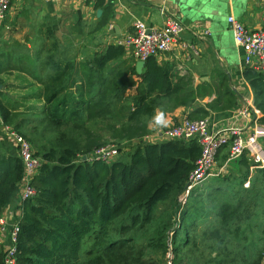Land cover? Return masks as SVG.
I'll return each mask as SVG.
<instances>
[{
    "label": "trees",
    "instance_id": "16d2710c",
    "mask_svg": "<svg viewBox=\"0 0 264 264\" xmlns=\"http://www.w3.org/2000/svg\"><path fill=\"white\" fill-rule=\"evenodd\" d=\"M52 27L34 44L33 56L18 58L23 63L13 68L34 80L17 87L28 92L20 99L22 104L11 102L0 90L4 124L22 135L42 160L33 181L37 194L23 205L18 223L17 264H150V253L165 248V232L172 228L176 210L168 204H177V196L185 191L201 156L199 143L139 144L126 159L119 157L111 164L83 157L112 141L121 145L142 139L150 133L148 122L157 108L171 113L184 107L191 120L208 118L210 112L199 101L213 90L208 84L196 91L189 88V82L176 80L155 58L139 75L135 60L125 58L124 47L103 45L104 20L88 26L78 16L66 27L75 36L71 40L78 41L71 55L61 52L62 43ZM6 71L0 65V85ZM244 79L254 91L259 123L264 125V74L248 67ZM232 97L227 90L209 108H231ZM227 149L217 158L222 165L229 158ZM237 161L242 177L222 178L219 173L216 180L203 182V186L210 180L214 183L206 196L198 195L199 205L205 198L210 209L203 205L186 209L182 227L174 233L175 243H190L188 229L203 220L206 210L218 217L221 228L215 227L212 237L220 241L221 230L233 227L235 237L246 241L251 231L264 235V221L253 228L247 223L254 209L264 216V168L252 172L254 163L246 154ZM23 176L19 156L0 154V218ZM248 179L251 188L244 189ZM246 247L245 257H252L248 264H262L264 252L255 250L253 243ZM0 264H4L1 246Z\"/></svg>",
    "mask_w": 264,
    "mask_h": 264
},
{
    "label": "crops",
    "instance_id": "0c3cea01",
    "mask_svg": "<svg viewBox=\"0 0 264 264\" xmlns=\"http://www.w3.org/2000/svg\"><path fill=\"white\" fill-rule=\"evenodd\" d=\"M78 16L88 26H95L104 20L105 27L101 33L104 46L133 34L137 22L162 28L169 18L178 19L185 28L181 42L195 50L183 49L178 43L172 52L155 58L158 65L169 68L176 80L181 78L185 83L189 82L188 87L195 91L205 84L211 87L213 94L200 100L199 106L210 112L207 119L214 127L233 125L237 112L248 104H253L257 110L254 91L244 79V71L248 68L244 52L235 44L228 17L234 16L250 31L260 30L264 27V0H12L10 13L4 21H0V65L7 70L2 76L4 84L0 85V90L6 98L8 90L22 94L17 99L23 98L27 90L17 87L34 82L27 73L13 70L23 63L18 58L33 56L34 44L39 42L38 38L48 30L49 25L55 24L58 29L64 17L69 19L68 27ZM110 26L112 31H109ZM129 57L132 58L126 53L125 58ZM135 67L137 70L136 63ZM144 68L137 70L139 75ZM227 90L231 91V100H234L231 108L220 105L217 109H210L209 105L223 97ZM189 113L190 110L184 107L166 113L169 120L167 127L181 122ZM237 120V124H243L242 119ZM162 129L149 131L154 133ZM0 154L18 156V148L6 137L1 122ZM21 210L23 203L17 192L2 217L11 223L18 221ZM6 238L0 234L2 249L7 244Z\"/></svg>",
    "mask_w": 264,
    "mask_h": 264
},
{
    "label": "built area",
    "instance_id": "2783aa9c",
    "mask_svg": "<svg viewBox=\"0 0 264 264\" xmlns=\"http://www.w3.org/2000/svg\"><path fill=\"white\" fill-rule=\"evenodd\" d=\"M96 1V0H95ZM12 0H0V21H4L11 11ZM228 25L234 34L235 44L244 52L245 65L264 74V27L257 31L248 30L243 23L234 16L228 17ZM135 32L115 41V45L124 47L135 63H146L151 58L170 53L180 43L183 49H192L181 42V35L185 28L176 18H169L162 28L150 27L146 23L137 22ZM113 27H109L112 31ZM260 111L248 104L237 112V119L243 124L226 127H214L206 119L191 120L188 117L181 122L174 123L167 128L154 133H148L142 139L133 140L138 144H159L163 142H192L197 141L201 147V156L196 162L185 191L182 202L195 191L204 181L214 176L217 158L220 152L228 148L230 162L240 159L244 154L254 163L251 171L264 168V125L259 123ZM0 122L6 137L18 148V156L24 166V176L19 185L18 198L23 205L33 200L37 194L33 181L42 166V160L36 156L31 144L12 127L3 123L0 113ZM124 148L122 145H108L95 150L83 157L88 162H104L111 164L121 157ZM250 184V183H249ZM248 184V185H249ZM21 210V216H22ZM9 222L5 217L0 218V234L7 236L4 248V264H17L18 223Z\"/></svg>",
    "mask_w": 264,
    "mask_h": 264
},
{
    "label": "rangeland",
    "instance_id": "374dc122",
    "mask_svg": "<svg viewBox=\"0 0 264 264\" xmlns=\"http://www.w3.org/2000/svg\"><path fill=\"white\" fill-rule=\"evenodd\" d=\"M68 20V18L63 17L58 24V29L55 24L52 25V28L54 31L57 30V37L62 43L61 52L66 53L67 55H71L76 52V45L78 44V41H72V37L75 36L73 34L70 35V33L66 31V25L69 23ZM127 59L132 58L129 57ZM18 95L22 94L12 93L10 92V90H8L7 99L11 102H18L22 104L20 99L16 98ZM183 118H186V116ZM131 142L132 141L121 143L122 147L124 148L121 158L126 159V156L131 154L136 146L139 145L136 142ZM113 144L118 145V143L112 141L110 145ZM261 146L264 148V141L261 142ZM226 152L228 153L229 149H227ZM221 163V160L217 161L214 176L210 177V179L216 180V178L220 175L222 178L229 177V175H234L237 178L242 177V174H240L239 172L240 169L237 160L224 165H222ZM219 173L220 175H218ZM253 176H255L254 173L251 174L250 180ZM234 178L235 177H233V179ZM250 180H247L244 185V189L251 188ZM213 184L214 183H212V181L210 180L208 181V183L206 182L204 186H199L194 191V193H191L190 197L186 199V203H183L181 201L183 194L182 193L177 196V204H168V207L171 208L172 211L174 210V208L176 209L175 214H173L172 216L173 220L170 222L172 228L165 232V248L162 250L158 249L150 253L149 258H152L150 264H248V261L252 258L248 256L245 257L247 253L246 246L249 245V243H253V248H255V250L260 248V252H264V239H258L264 238V235L260 234L258 231H251L252 236L249 241L244 240L242 236L235 237V227L227 232H225L224 229L221 230L222 235H224L223 241H220L216 237H212L213 229L215 227L221 228V224L218 222V217L215 215V213H212L208 210L204 212L203 220L201 219L200 221L195 222V224L188 229V232H190V243L187 245H184L183 241L181 242V244H177L179 241L175 243L174 233L176 229L182 227L183 213L186 209H189L191 206L195 209L196 207H201L202 205L205 209H210V204L205 200V198L202 199V205H199L198 195L204 192V195L206 196L207 187ZM234 190L238 191L237 189H233L232 191ZM232 194L235 198V193L232 192ZM161 209H163V207H161ZM254 210L256 212H254ZM254 210V215L252 214L253 218L251 217V220L247 222L248 225L252 228L255 226V223L259 222V225H261L264 221V216L261 215V210ZM160 213L161 210L158 211V214ZM258 230L260 231V229ZM181 237H184V234ZM254 238H256L258 242H252ZM260 252L258 253L260 254ZM262 264H264V258Z\"/></svg>",
    "mask_w": 264,
    "mask_h": 264
},
{
    "label": "clouds",
    "instance_id": "9594fccd",
    "mask_svg": "<svg viewBox=\"0 0 264 264\" xmlns=\"http://www.w3.org/2000/svg\"><path fill=\"white\" fill-rule=\"evenodd\" d=\"M168 123L169 120L167 114L163 110L157 108L154 110V113L148 122V128L149 130L161 129L167 127Z\"/></svg>",
    "mask_w": 264,
    "mask_h": 264
},
{
    "label": "water",
    "instance_id": "95a60500",
    "mask_svg": "<svg viewBox=\"0 0 264 264\" xmlns=\"http://www.w3.org/2000/svg\"><path fill=\"white\" fill-rule=\"evenodd\" d=\"M145 66V63H137V70L142 69Z\"/></svg>",
    "mask_w": 264,
    "mask_h": 264
}]
</instances>
